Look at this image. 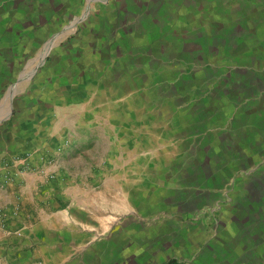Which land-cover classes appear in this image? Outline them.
I'll list each match as a JSON object with an SVG mask.
<instances>
[{"label": "crops", "instance_id": "crops-1", "mask_svg": "<svg viewBox=\"0 0 264 264\" xmlns=\"http://www.w3.org/2000/svg\"><path fill=\"white\" fill-rule=\"evenodd\" d=\"M0 210V264H264V0H0Z\"/></svg>", "mask_w": 264, "mask_h": 264}, {"label": "built area", "instance_id": "built-area-1", "mask_svg": "<svg viewBox=\"0 0 264 264\" xmlns=\"http://www.w3.org/2000/svg\"><path fill=\"white\" fill-rule=\"evenodd\" d=\"M15 164L23 171L35 174L40 177L44 183H50L57 180V173L52 169V155L45 151L43 156V166L35 168L30 162L28 156H21L15 159ZM9 215L4 210H0V229H7Z\"/></svg>", "mask_w": 264, "mask_h": 264}, {"label": "bare ground", "instance_id": "bare-ground-1", "mask_svg": "<svg viewBox=\"0 0 264 264\" xmlns=\"http://www.w3.org/2000/svg\"><path fill=\"white\" fill-rule=\"evenodd\" d=\"M42 56H43V54H42ZM42 59V58H41ZM34 61V60H33ZM38 61V60H37ZM42 61H44V60H42ZM42 61H40V62H42ZM31 63V62H30ZM38 63V62H37ZM31 71H32V69H31ZM25 77V76H24ZM29 78V77H28ZM27 79V78H26ZM24 80V79H23ZM20 84V83H19ZM21 85V84H20ZM17 87V86H16ZM16 90V89H15ZM13 92V91H12ZM18 93V92H17ZM12 94H14V93H12ZM12 97H13V95H12ZM10 98V97H9Z\"/></svg>", "mask_w": 264, "mask_h": 264}, {"label": "trees", "instance_id": "trees-1", "mask_svg": "<svg viewBox=\"0 0 264 264\" xmlns=\"http://www.w3.org/2000/svg\"><path fill=\"white\" fill-rule=\"evenodd\" d=\"M172 263V261L169 263V264H171ZM173 264V263H172Z\"/></svg>", "mask_w": 264, "mask_h": 264}]
</instances>
